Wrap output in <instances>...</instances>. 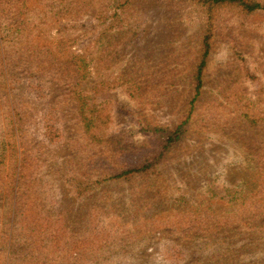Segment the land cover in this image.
<instances>
[{"label": "rangeland", "instance_id": "obj_1", "mask_svg": "<svg viewBox=\"0 0 264 264\" xmlns=\"http://www.w3.org/2000/svg\"><path fill=\"white\" fill-rule=\"evenodd\" d=\"M134 5L139 21L124 33L105 31L91 10L47 25L75 48L96 36L97 59H108L86 80L81 116L68 85L28 54L6 66L0 50V264L34 232L32 264H264V11ZM204 35L203 86L178 142L153 169L100 182L155 153L159 135L186 119V78ZM135 59L148 70L139 73Z\"/></svg>", "mask_w": 264, "mask_h": 264}, {"label": "trees", "instance_id": "obj_2", "mask_svg": "<svg viewBox=\"0 0 264 264\" xmlns=\"http://www.w3.org/2000/svg\"><path fill=\"white\" fill-rule=\"evenodd\" d=\"M192 4L204 7L206 11H210L213 8H224L231 6L236 8L239 13H253L256 11H264V3L258 0H186ZM89 10L93 11L94 17L101 20L105 24V31L117 26L119 33L126 32L127 25H135L139 21L141 12L134 5V0H0V50H2L3 61L8 66L13 64L15 66L26 64L28 57H32L30 62L36 61L33 65L36 69L44 67L46 75L50 76L58 83H65L69 86V96L76 101V109L81 116L84 114V108L87 105V96L84 92V88H87L89 83H86L88 79L93 78L96 72L106 68L105 61L107 58L97 59L96 54L99 51L95 48L96 39L90 40V43L83 45L81 48H75L71 46L70 40L61 35H54L50 32L54 29L53 26L47 28L51 20L56 22L61 19H66L77 14H85ZM14 31L15 36L9 37V32ZM127 31H132L129 28ZM50 32V33H49ZM60 30H57V33ZM211 32V31H210ZM209 36H203L201 41V49L199 55L195 57L190 65V73L186 78V82L191 86L193 91L192 97L188 101L189 108L186 119L178 124L175 129L168 134L161 133V147L155 149V153H147L144 155L137 166L122 169V170H110L107 174L102 176L100 182L105 180H118L133 175H140L143 172H147L149 169H153L156 164L165 156L166 152L180 139L183 126L190 117L193 103L199 95L200 89L203 86V70L206 66V58L209 54ZM21 38V39H20ZM99 38L104 39V36ZM112 36L103 42L104 47L102 51L104 54L112 53L110 50V41ZM101 52V51H100ZM8 54H13L15 59L10 60ZM28 54L29 56H21ZM24 61L23 63L21 62ZM3 61L0 65H3ZM136 64L141 67L139 73L145 68L142 59H135ZM118 64V62H113ZM27 70L31 69L27 66ZM147 76L142 74L141 80L147 81ZM131 81L125 74L121 75V83L129 85ZM138 84V82H135ZM93 84V83H92ZM140 85V84H139ZM84 87V88H83ZM92 89L96 91L95 86ZM137 90H140L136 85ZM249 110H243L241 114L243 117L250 118ZM251 123H254L251 119ZM159 129V128H158ZM166 136V137H165ZM158 137V138H159ZM106 139V138H105ZM102 137H99V142L107 141ZM111 139V138H110ZM112 151L117 147H111ZM22 169V165H21ZM19 171V179H17L16 186H18L21 176ZM12 176H15V167L12 171ZM14 180L12 179V184ZM14 187V186H13ZM232 189V188H230ZM240 189L235 188L232 192L237 193ZM16 191L14 217L12 220V230L10 233V247L14 248L16 243L14 241L15 226L17 224V195ZM230 192V191H229ZM248 194V193H247ZM245 194L244 196H247ZM37 232L31 234L28 240L20 244L18 248H15L10 252L8 264L13 263L19 256L21 260L19 264H32L33 256L35 255V243L38 241ZM42 253V252H41ZM40 253V256H41ZM13 255V256H12ZM42 257V256H41ZM44 258V257H42Z\"/></svg>", "mask_w": 264, "mask_h": 264}]
</instances>
